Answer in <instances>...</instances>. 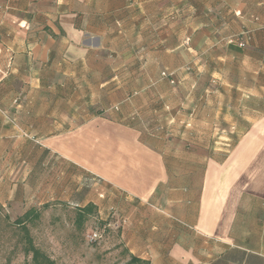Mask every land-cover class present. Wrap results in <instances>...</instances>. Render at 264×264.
<instances>
[{
    "label": "crops",
    "instance_id": "0c3cea01",
    "mask_svg": "<svg viewBox=\"0 0 264 264\" xmlns=\"http://www.w3.org/2000/svg\"><path fill=\"white\" fill-rule=\"evenodd\" d=\"M263 97L264 0H0V206L81 170L151 264H264Z\"/></svg>",
    "mask_w": 264,
    "mask_h": 264
},
{
    "label": "rangeland",
    "instance_id": "374dc122",
    "mask_svg": "<svg viewBox=\"0 0 264 264\" xmlns=\"http://www.w3.org/2000/svg\"><path fill=\"white\" fill-rule=\"evenodd\" d=\"M251 83L253 81L249 80L247 84L250 86ZM261 103L263 111L258 114L238 113L240 133L237 136L235 129L229 128L221 129L223 135L237 138L250 132L256 116H263L264 120V97ZM244 117L248 118V122L245 123ZM79 171L73 170L71 176L55 177V198L47 201V208L34 203L33 208L39 210L40 215L25 223L34 245L54 264H125L132 255L147 261L142 237L148 232L149 224L145 225L142 221L134 225L133 220L129 223L128 214L133 213L129 207L131 202L122 199L118 205L110 185H103L101 178L87 177ZM88 203L94 205V211L78 228L76 210ZM28 208L27 201L17 207L0 206V264H32L31 256L24 251L22 231L13 223ZM139 210L143 215L144 208Z\"/></svg>",
    "mask_w": 264,
    "mask_h": 264
},
{
    "label": "trees",
    "instance_id": "16d2710c",
    "mask_svg": "<svg viewBox=\"0 0 264 264\" xmlns=\"http://www.w3.org/2000/svg\"><path fill=\"white\" fill-rule=\"evenodd\" d=\"M48 205H42V208H47ZM94 205L89 203L84 207H79L76 210V226L79 228L82 226L83 222L87 217L93 213ZM40 215L39 210L35 208H30L26 210L21 216L17 217L13 223L20 227L22 231V240L24 243V251L27 255L31 256L32 264H54V261L51 260L46 254H44L40 249H38L32 240V237L29 233L28 228L25 226V223L32 222L34 219L38 218ZM125 264H149L147 261L139 259L135 256H130L129 261Z\"/></svg>",
    "mask_w": 264,
    "mask_h": 264
},
{
    "label": "built area",
    "instance_id": "2783aa9c",
    "mask_svg": "<svg viewBox=\"0 0 264 264\" xmlns=\"http://www.w3.org/2000/svg\"><path fill=\"white\" fill-rule=\"evenodd\" d=\"M237 43V46L242 48L245 46V41L243 40H238V39H234V38H231L228 40V43ZM161 77H167V74L164 72V73H161ZM171 83H173V81H171Z\"/></svg>",
    "mask_w": 264,
    "mask_h": 264
}]
</instances>
